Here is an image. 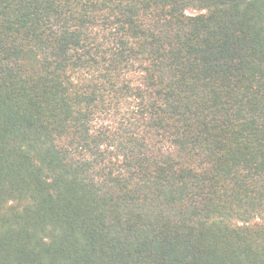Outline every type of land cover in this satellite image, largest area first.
<instances>
[{
    "label": "trees",
    "instance_id": "obj_1",
    "mask_svg": "<svg viewBox=\"0 0 264 264\" xmlns=\"http://www.w3.org/2000/svg\"><path fill=\"white\" fill-rule=\"evenodd\" d=\"M0 264H264V0H0Z\"/></svg>",
    "mask_w": 264,
    "mask_h": 264
}]
</instances>
